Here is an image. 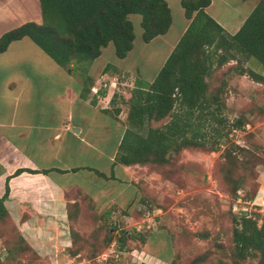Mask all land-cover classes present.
Masks as SVG:
<instances>
[{
  "label": "rangeland",
  "instance_id": "rangeland-1",
  "mask_svg": "<svg viewBox=\"0 0 264 264\" xmlns=\"http://www.w3.org/2000/svg\"><path fill=\"white\" fill-rule=\"evenodd\" d=\"M214 1V6L209 9L212 15H215L213 11L224 17L229 12L237 16L247 11L242 5L233 12L226 5L227 9L223 8L221 0ZM234 1L225 0L231 6L238 3ZM17 6H24L26 10L9 16V12L17 11ZM173 16L176 28L180 17L174 11ZM129 19L133 24L134 40L125 62L134 59L135 63L145 67L140 76L153 78L166 53L164 40L170 35L167 33L149 43L144 42L140 34V16L131 14ZM18 21L41 23L39 1L0 0V32ZM25 42L32 49L26 50L28 59L40 52L50 64H41L37 69L45 72L36 85L46 87L43 96H38V101L46 105L48 98L57 95L58 88L63 85L60 83L63 67L54 63L28 38L14 42L9 47L7 59L20 54L19 49H24ZM116 60L113 45L108 43L102 48L101 55L91 62L94 70L87 96L92 97L93 92L99 90L104 92L99 106H105L110 122L116 121L122 128L128 109L126 100L139 74L117 72L113 66L103 71L101 65L113 64ZM241 66L264 75V67L255 58H250L239 64L229 60L213 67L207 78L209 95L219 94L225 102L223 115L226 120L230 123L238 119L239 127L224 131L216 146L171 150L163 162L115 164L113 177V161L109 164L103 161L98 167L111 178L82 172L84 177L70 180L80 186L66 188L64 193L70 212L67 236L69 239L73 236L75 241L69 250L79 249V255L57 258L54 253L39 260V264H256L258 258L255 256L236 257L232 236L234 227H240L241 217L255 220L258 226L264 218V84L239 74L237 69ZM70 68L71 73L64 70L77 84L83 85L78 70ZM97 79L101 80V85L96 83ZM10 85L16 90L19 84ZM94 85L101 88H92ZM2 90L3 85H0V94ZM114 92L117 94L115 106L119 108L117 114L109 103ZM1 97L0 106L4 110L26 105L23 96L15 102L6 95ZM167 120L165 117L152 125L160 126ZM117 134L115 131L109 137L102 134L101 144L98 145L97 139L92 142L94 149H102L111 155ZM124 234L128 237L124 238ZM35 258L10 219H1L0 264H36Z\"/></svg>",
  "mask_w": 264,
  "mask_h": 264
},
{
  "label": "trees",
  "instance_id": "trees-1",
  "mask_svg": "<svg viewBox=\"0 0 264 264\" xmlns=\"http://www.w3.org/2000/svg\"><path fill=\"white\" fill-rule=\"evenodd\" d=\"M42 22L25 21L0 35V52L9 43L27 37L57 65L72 72L78 70L83 79L81 98L90 92V63L101 48L112 43L118 58L126 56L134 40L133 24L128 15L140 16L141 39L149 42L164 34L171 22L166 0H38ZM211 0H180L184 16L189 20L184 32L151 81L136 78L126 100L128 109L125 127L113 157V166L163 162L171 150L186 147L216 146L224 131L240 125L230 123L223 115L225 102L218 93L209 95L208 75L213 67L229 60L237 64L255 58L264 67V0H258L240 27L228 33L206 7ZM111 64H106V72ZM252 80L264 84V75L246 66L237 69ZM98 93H104L98 91ZM117 94L109 100L114 114ZM107 112V110H104ZM168 120L160 126L152 122ZM228 122V123H227ZM28 172L47 173L49 170ZM98 176L111 178L96 169ZM23 171L18 169L16 173ZM0 196V220L7 217L4 199ZM68 219L70 212L68 209ZM233 229L235 255L238 259L255 256L256 264H264V218L256 221L243 216ZM73 235V234H72ZM128 234H124V238ZM71 246L75 243L71 237ZM70 246V247H71ZM70 249V248H69ZM68 252L78 256L79 249ZM34 253V252H33ZM138 264H148L140 262Z\"/></svg>",
  "mask_w": 264,
  "mask_h": 264
},
{
  "label": "crops",
  "instance_id": "crops-1",
  "mask_svg": "<svg viewBox=\"0 0 264 264\" xmlns=\"http://www.w3.org/2000/svg\"><path fill=\"white\" fill-rule=\"evenodd\" d=\"M166 1L171 14L170 25L164 34L157 35L149 41L164 37L167 33L170 35L168 40H164V43H167L166 53L160 67L189 22L184 16L180 0ZM235 1L238 3L231 6L225 0H221L224 4L223 8L226 5L228 10L233 12L242 5L246 6L247 11L243 15L234 16L229 12V15L224 17L215 11H213L215 15H212L209 13V9L214 6V0H211L205 8L207 13L230 34L237 31L258 0ZM25 10L24 6H17L15 13L9 12L8 14L9 16L16 15ZM173 11L180 17L177 29L174 27ZM20 24L22 23L18 21L10 28ZM172 29H175V32H172ZM5 30L7 31V29ZM5 30L0 32V35ZM21 39L10 42L6 50L0 52V85H3L4 89L1 91L0 97L6 95L14 99L15 102L16 99L23 96V103L26 104L21 108L15 106L5 108V110L0 106V116H4L0 117V196L4 194L7 182L8 195L3 201L7 217L26 245L34 252L36 256L34 261L39 264V260L50 254L55 253L57 258L71 256L68 252L71 240L67 236L70 222L64 199L65 190L80 186V183L70 180H78V176L84 177L82 172L95 173L92 169L101 172L103 169L98 167L100 163L104 161L109 164V161H113L125 125L122 123V128H120L118 122H110V116L104 111L105 106H99V103L103 101L100 98V93L93 92L92 97L81 98L82 83L77 84L75 78L69 75L64 68L61 70L63 77L60 79V83L63 85L58 88L57 95L50 96L46 105L39 102L38 96L40 94L43 96L46 87L36 85L39 83L38 80L45 76V72L37 71V69L41 64H45V66H50V64L41 56L40 52L35 53L34 58L28 59L26 50L31 51L32 49L27 42L23 44V50L19 49L22 51L19 52L20 54H15V57L7 59L10 57L8 56L9 47ZM20 45L22 46V44ZM131 49L123 58H118L114 54L117 59L111 64L116 68L114 71L122 70L131 74H139L140 79L151 81L160 67L154 73L153 78L140 76L145 67L135 63L134 59L125 62ZM105 65H101V68H104ZM93 70V63H91L88 75L91 76ZM15 82L19 85L18 89L13 90L10 84ZM96 83L101 85V80L97 79ZM97 87L101 88L96 85L92 88L96 89ZM97 98L100 99L97 100ZM114 131L118 134L111 155L102 149H94L92 142H96L95 139L99 145L102 134L109 137ZM18 169L23 171L16 173ZM25 169H47L49 171L47 173H32Z\"/></svg>",
  "mask_w": 264,
  "mask_h": 264
},
{
  "label": "built area",
  "instance_id": "built-area-1",
  "mask_svg": "<svg viewBox=\"0 0 264 264\" xmlns=\"http://www.w3.org/2000/svg\"><path fill=\"white\" fill-rule=\"evenodd\" d=\"M66 264H71V263H66ZM73 264V263H72Z\"/></svg>",
  "mask_w": 264,
  "mask_h": 264
}]
</instances>
